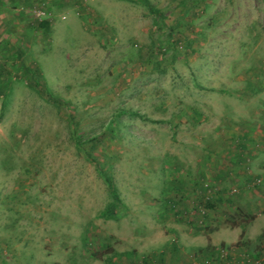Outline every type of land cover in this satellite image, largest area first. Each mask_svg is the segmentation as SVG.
<instances>
[{
  "label": "rangeland",
  "instance_id": "rangeland-1",
  "mask_svg": "<svg viewBox=\"0 0 264 264\" xmlns=\"http://www.w3.org/2000/svg\"><path fill=\"white\" fill-rule=\"evenodd\" d=\"M149 2L0 0V264L262 253L264 0Z\"/></svg>",
  "mask_w": 264,
  "mask_h": 264
},
{
  "label": "crops",
  "instance_id": "crops-1",
  "mask_svg": "<svg viewBox=\"0 0 264 264\" xmlns=\"http://www.w3.org/2000/svg\"><path fill=\"white\" fill-rule=\"evenodd\" d=\"M255 117H257V115L255 114L254 115ZM258 118V117H257ZM256 118V119H257ZM251 121V122H250ZM262 121H259V123H261ZM262 124H260V125H258V124H255V122H253L252 121V118H250L249 117V149L253 146L252 144L253 143H257L258 144V142L257 141H260L259 139H264V129L263 128H260V126H261ZM250 126L251 127H254L255 128V130H253V129H251L250 128ZM255 131V132H254ZM248 133H246L245 131L241 134V143H239V147H242L243 148V144L245 145V144H247L246 143V140H247V138H248ZM252 143V144H251ZM252 145V146H251ZM239 153H240V151L239 152H237V155H239ZM249 153H251L250 152V150H249ZM210 170H212V169H210ZM232 170V168L231 167H228V166H226V165H222V166H218V168H217V170H216V175H215V179H222L223 177H229V176H231V175H233L232 174V172L233 171H231ZM234 173V172H233ZM203 174H205V173H202V174H200V176L202 177L203 176ZM234 175H236V174H234ZM256 178V177H255ZM232 180H234L233 179V177H232ZM232 180H230L229 179V181H224L223 183L225 184V185H227L229 182H231ZM225 182H227V184L225 183ZM232 186H234V184L233 185H231V187ZM197 188V187H196ZM168 199V202H173L171 205H174L175 204V202L172 200V199H169V198H167ZM179 210V209H178ZM203 214L204 213H202V216H203ZM175 219V218H174ZM197 220H199V221H202L201 220V218L199 219H197ZM196 224H198V223H196ZM199 225V224H198ZM178 231V230H177ZM171 232H175V229L174 228H171ZM187 232V234H189V233H191L192 235H203V232L204 233H207L205 230H200V231H195V230H193V231H186ZM207 234H209V233H207ZM177 235V234H176ZM216 243H214V245H215ZM222 245H224V246H230L231 247V245L232 244H230V245H225V244H223V242H220V244H218V245H215L214 247V250L215 251H217V248H219L220 246H222ZM172 248H174V250H177V243H175V242H172ZM237 248H239L238 246H237Z\"/></svg>",
  "mask_w": 264,
  "mask_h": 264
},
{
  "label": "trees",
  "instance_id": "trees-1",
  "mask_svg": "<svg viewBox=\"0 0 264 264\" xmlns=\"http://www.w3.org/2000/svg\"><path fill=\"white\" fill-rule=\"evenodd\" d=\"M143 2L148 6V9H149L150 12H152L154 14H158L159 13V10L156 9L154 6H152L150 4L149 0H143ZM48 23H49V21L46 20V19L40 21V24L43 26V28H44L45 31L48 28ZM34 85H35V87H40L39 90H38L40 93H42L44 91L43 84H41L39 81H38V83L37 82L34 83ZM46 94L48 95V97L50 99H52L54 101H57V102H62L60 99L55 98V97L49 95L48 92H46ZM105 180L107 181L108 187H109V189L111 191V194H112V197H113V202H111V203H109L107 205L106 209L103 210L102 215L105 216V217H112L113 214H114V210L116 208V204L115 203L118 202L120 199H119L118 193L116 192L115 188L112 185L111 178L109 176H105ZM205 205L207 207L212 206L213 205V201H211L210 199H208V200H206ZM184 212H186V211H184ZM192 220H194V218ZM222 246H224V245H222ZM237 246H238V244H237ZM238 247H239L238 251L241 253L240 256H238V260H239L242 255L246 254V251L243 250L241 248V246H238ZM213 251H214V248H213ZM213 251L208 255V257H207L208 259H210ZM217 252H219V250H217ZM259 253H258V255H255L254 257H252L251 253H249V260H250L251 264H252V261H254L256 258L257 259L260 258V256L262 255V253L261 254H259ZM230 257H231V254H229V258ZM216 260L219 261V256H216ZM205 261H208V260H205ZM205 261H202L200 263L201 264H208V263H204Z\"/></svg>",
  "mask_w": 264,
  "mask_h": 264
},
{
  "label": "built area",
  "instance_id": "built-area-1",
  "mask_svg": "<svg viewBox=\"0 0 264 264\" xmlns=\"http://www.w3.org/2000/svg\"><path fill=\"white\" fill-rule=\"evenodd\" d=\"M255 183V182H253ZM236 186H232L231 187V190L232 191H236ZM202 212L201 213H204V210L202 209L201 210ZM262 240H263V251H262V255L260 256V258H256L252 264H264V233H263V236H262ZM233 248V246H220L219 248H217V250H219L218 254H219V261H216V262H208V264H233L229 258V254H230V250ZM243 259V255H242V258ZM241 263H243V261H241Z\"/></svg>",
  "mask_w": 264,
  "mask_h": 264
}]
</instances>
